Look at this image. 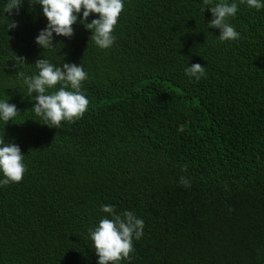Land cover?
<instances>
[{"label": "trees", "instance_id": "16d2710c", "mask_svg": "<svg viewBox=\"0 0 264 264\" xmlns=\"http://www.w3.org/2000/svg\"><path fill=\"white\" fill-rule=\"evenodd\" d=\"M220 2L123 0L110 48L78 21L44 50L42 6L21 0L6 14L0 0V101L20 113L0 120V138L27 166L0 185V264H98L88 230L111 218L102 205L144 221L121 264H264V8L225 0L238 5L228 23L240 39L221 42L206 9ZM43 58L88 73V110L58 129L16 75L38 74ZM197 63L199 81L185 73Z\"/></svg>", "mask_w": 264, "mask_h": 264}, {"label": "clouds", "instance_id": "9594fccd", "mask_svg": "<svg viewBox=\"0 0 264 264\" xmlns=\"http://www.w3.org/2000/svg\"><path fill=\"white\" fill-rule=\"evenodd\" d=\"M29 3L33 6L41 5L48 21L46 28L36 37V43L44 50L55 47L54 33L71 38L74 35L73 25L78 21L92 32L90 40L99 48H110L115 42L114 31L118 18L125 8L123 0H29ZM203 3L207 6L211 0H203ZM240 3H246L257 10L264 8L262 0H240ZM21 5V0H7L3 13L11 14L16 10L18 14ZM209 8L213 19L208 27L220 30V41L239 40L240 33L228 23V19L236 15L238 5L221 0L206 9ZM81 12L83 19H80ZM92 14H97L99 18L89 23L88 18ZM17 26L15 22L9 23L7 30ZM25 59L16 56L14 66L17 68L26 64ZM35 66L38 69L36 75L25 76L23 71H17L16 75L27 87L30 97L35 93L32 110L41 117L43 124L58 129L62 127V122L75 123L82 119L90 104L82 92L83 82L88 79V73L84 71L83 66L63 63L62 67H57L47 58L37 60ZM185 73L197 81L206 76L204 66L198 63L187 67ZM19 114L15 104L0 101V120L7 124ZM23 161L24 155L19 145L6 143L0 138V172L5 177L0 180V185L22 182L27 171ZM182 171H187V165L182 167ZM180 183L184 187L191 186L186 177H181ZM101 211L111 218L101 219L98 226L88 230L99 258L98 264H121L124 260L130 262L131 254L135 251L134 240H139L143 235L144 221L131 211L117 214L111 205H102Z\"/></svg>", "mask_w": 264, "mask_h": 264}]
</instances>
